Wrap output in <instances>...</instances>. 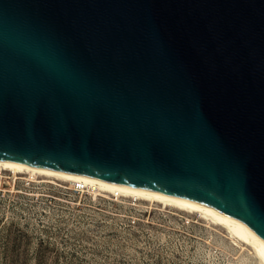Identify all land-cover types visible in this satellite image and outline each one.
Listing matches in <instances>:
<instances>
[{
	"label": "water",
	"instance_id": "water-1",
	"mask_svg": "<svg viewBox=\"0 0 264 264\" xmlns=\"http://www.w3.org/2000/svg\"><path fill=\"white\" fill-rule=\"evenodd\" d=\"M0 158L200 202L264 242V0H0Z\"/></svg>",
	"mask_w": 264,
	"mask_h": 264
},
{
	"label": "rangeland",
	"instance_id": "rangeland-1",
	"mask_svg": "<svg viewBox=\"0 0 264 264\" xmlns=\"http://www.w3.org/2000/svg\"><path fill=\"white\" fill-rule=\"evenodd\" d=\"M45 180L0 169V264H261L200 214Z\"/></svg>",
	"mask_w": 264,
	"mask_h": 264
},
{
	"label": "bare ground",
	"instance_id": "bare-ground-1",
	"mask_svg": "<svg viewBox=\"0 0 264 264\" xmlns=\"http://www.w3.org/2000/svg\"><path fill=\"white\" fill-rule=\"evenodd\" d=\"M0 169L14 173L15 177H25L26 175L37 178L42 177L48 181L60 180L71 183L73 186L80 185L103 194L112 193L113 195L130 197L137 201L157 202L187 212L200 214L208 222L225 228L237 242L250 246L259 258L261 264H264V242L254 234L250 226L206 204L161 191L122 184L113 180L84 174L27 164L11 159L0 158Z\"/></svg>",
	"mask_w": 264,
	"mask_h": 264
}]
</instances>
